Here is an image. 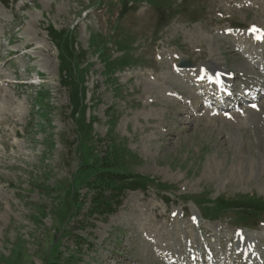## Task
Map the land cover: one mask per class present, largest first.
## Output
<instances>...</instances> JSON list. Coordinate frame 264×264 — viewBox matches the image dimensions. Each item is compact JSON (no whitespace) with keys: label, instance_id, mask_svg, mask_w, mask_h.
Listing matches in <instances>:
<instances>
[{"label":"rangeland","instance_id":"1","mask_svg":"<svg viewBox=\"0 0 264 264\" xmlns=\"http://www.w3.org/2000/svg\"><path fill=\"white\" fill-rule=\"evenodd\" d=\"M242 239L264 264V0H0V264H248Z\"/></svg>","mask_w":264,"mask_h":264},{"label":"bare ground","instance_id":"2","mask_svg":"<svg viewBox=\"0 0 264 264\" xmlns=\"http://www.w3.org/2000/svg\"><path fill=\"white\" fill-rule=\"evenodd\" d=\"M212 59V58H211ZM244 68V67H243ZM222 72H224L223 71V69L222 68H220V66L218 65H213V68H211V70H210V72H206L205 74L208 76V78H219V79H221L220 80V82L222 81V78H223V76H222ZM238 243H236L237 245H236V247H235V251L238 253H236V255L234 254L233 256H236L234 259L237 261V263L240 261V262H242L244 259H245V261H249V263H252V264H255L256 263V261L255 260H258V258H260L261 257V253H260V251H259V248L258 247H256L254 244H252L251 242H249L248 240L247 241H245L244 239H242L241 241H237ZM243 243H249V244H251L252 246H253V250H248L249 249V245L247 244L246 246H243ZM200 248V247H199ZM242 250H243V253H244V251L245 252H247V255H243V254H241V252H242ZM228 256V255H227ZM226 256V257H227ZM259 256V257H258ZM192 261V260H191ZM260 262H262V261H260Z\"/></svg>","mask_w":264,"mask_h":264},{"label":"trees","instance_id":"3","mask_svg":"<svg viewBox=\"0 0 264 264\" xmlns=\"http://www.w3.org/2000/svg\"><path fill=\"white\" fill-rule=\"evenodd\" d=\"M112 157H113L112 159H113L114 163H119L120 165L118 167H122V164L120 163V161L122 162V160H120L118 158V156H116L115 154H113ZM96 161L100 164L101 168L103 167V168L117 169L116 165L114 163H112V160L107 161L105 159V157L98 158V159H96ZM103 168H102V170H103ZM102 205H103V203H102ZM102 205L100 207H102ZM100 211H102V209Z\"/></svg>","mask_w":264,"mask_h":264},{"label":"water","instance_id":"4","mask_svg":"<svg viewBox=\"0 0 264 264\" xmlns=\"http://www.w3.org/2000/svg\"><path fill=\"white\" fill-rule=\"evenodd\" d=\"M178 65H179L180 67H188V66L191 65V63H190L189 60L184 59V60H181V61L178 63Z\"/></svg>","mask_w":264,"mask_h":264}]
</instances>
